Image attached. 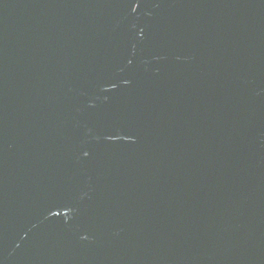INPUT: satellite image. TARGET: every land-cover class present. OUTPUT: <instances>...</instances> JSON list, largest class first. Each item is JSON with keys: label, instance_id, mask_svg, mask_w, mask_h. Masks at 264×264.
<instances>
[{"label": "water", "instance_id": "1", "mask_svg": "<svg viewBox=\"0 0 264 264\" xmlns=\"http://www.w3.org/2000/svg\"><path fill=\"white\" fill-rule=\"evenodd\" d=\"M0 264H264V0H0Z\"/></svg>", "mask_w": 264, "mask_h": 264}]
</instances>
